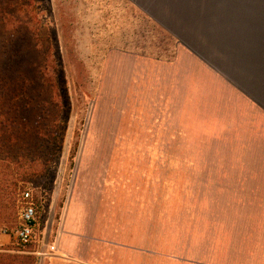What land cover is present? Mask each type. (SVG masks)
<instances>
[{"label": "rangeland", "instance_id": "rangeland-1", "mask_svg": "<svg viewBox=\"0 0 264 264\" xmlns=\"http://www.w3.org/2000/svg\"><path fill=\"white\" fill-rule=\"evenodd\" d=\"M32 35L42 43L35 56ZM255 36H264V0H0L6 78L33 73L42 51L55 59L52 101L41 98L37 121L29 105L22 112L44 164L23 190L32 188L47 243L72 182L107 162L141 166L145 192L164 215L177 208L170 217L180 224L208 213L231 238L238 207L264 208V119L254 99H264V42ZM17 221L0 224V249L29 253L33 245L22 250L8 234ZM224 256L230 262L231 249Z\"/></svg>", "mask_w": 264, "mask_h": 264}, {"label": "crops", "instance_id": "crops-1", "mask_svg": "<svg viewBox=\"0 0 264 264\" xmlns=\"http://www.w3.org/2000/svg\"><path fill=\"white\" fill-rule=\"evenodd\" d=\"M255 38L264 42V36ZM254 99L264 119V99ZM107 163L90 166L72 182L55 239L48 240L56 249L46 264H145L148 258L174 264H264V208L238 207L228 238L224 224L206 222L208 213H201L193 227L171 220L177 208L164 215L155 194L144 190L141 166ZM229 249L232 259L227 262Z\"/></svg>", "mask_w": 264, "mask_h": 264}, {"label": "trees", "instance_id": "trees-1", "mask_svg": "<svg viewBox=\"0 0 264 264\" xmlns=\"http://www.w3.org/2000/svg\"><path fill=\"white\" fill-rule=\"evenodd\" d=\"M30 51L33 56L41 54V40L37 35H32L29 40ZM43 63L39 59L35 64L33 73L24 74L22 71L9 74L4 65H0V81H4L1 90L2 95H7L9 102L3 113L0 114V122L7 126L0 135V224L11 225L17 217L19 196L23 185L39 173L40 166L44 165L38 161L37 155L30 145L32 130L29 126V117H23L22 112L29 105L32 115L36 121L43 114L46 105L45 98L52 101L50 96L56 91L55 59L50 52L42 51ZM12 70V69H11ZM32 72V70H31ZM50 93V95H49ZM51 134L43 135V139L49 147L53 144ZM36 256L33 253L7 252L0 249V264H35Z\"/></svg>", "mask_w": 264, "mask_h": 264}, {"label": "built area", "instance_id": "built-area-1", "mask_svg": "<svg viewBox=\"0 0 264 264\" xmlns=\"http://www.w3.org/2000/svg\"><path fill=\"white\" fill-rule=\"evenodd\" d=\"M17 218V225L8 234L19 248L26 250L33 245L34 248L29 253H33L37 259L49 256L56 249L55 243L49 245L45 237L40 234L38 208L30 187L20 193ZM6 232L7 230L4 231V233Z\"/></svg>", "mask_w": 264, "mask_h": 264}]
</instances>
